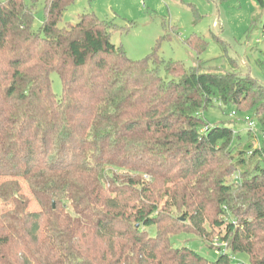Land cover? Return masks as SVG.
<instances>
[{"label":"trees","instance_id":"1","mask_svg":"<svg viewBox=\"0 0 264 264\" xmlns=\"http://www.w3.org/2000/svg\"><path fill=\"white\" fill-rule=\"evenodd\" d=\"M73 2H0V202L10 205L0 213V264H264V168L228 183L233 130L203 119L218 102L264 133V86L164 61L159 44L131 60L93 13L60 27ZM261 32L264 40V20ZM184 43L206 46L196 34ZM213 227L247 263L172 244L180 234L210 242Z\"/></svg>","mask_w":264,"mask_h":264},{"label":"rangeland","instance_id":"2","mask_svg":"<svg viewBox=\"0 0 264 264\" xmlns=\"http://www.w3.org/2000/svg\"><path fill=\"white\" fill-rule=\"evenodd\" d=\"M87 13H93L110 25V41L121 46L131 60H143L159 44L158 56L164 61L180 62L185 68H197L202 73L248 75L264 86V40L261 32L264 0L262 7L258 0H224L221 3L207 0H74L64 11L60 27L76 24L78 15ZM43 16V3L40 1L36 7L34 31L40 29ZM191 34L205 41L206 46L200 52L184 43ZM159 74L164 80L170 78L162 68ZM50 79L53 93L59 96L61 84L56 73H52ZM232 112L235 115L232 116ZM244 112L218 102L203 112V119L209 127L224 126L233 130L231 151L235 173L228 183L240 181L256 164L264 168V153L258 152L264 142V133L260 132L256 121H253L251 130L248 128L243 121L244 116L252 117ZM2 181L0 178V183ZM21 187L22 194L29 200L28 209L37 211V205L23 182ZM9 208L10 205L0 202V213ZM145 230L149 236H154L153 227ZM212 231L213 240L210 242L193 234H180L172 237V244L177 248L190 249L209 262L216 261L220 253L227 251L232 262L247 263L245 254H232L225 243L217 240L224 227H213Z\"/></svg>","mask_w":264,"mask_h":264},{"label":"built area","instance_id":"3","mask_svg":"<svg viewBox=\"0 0 264 264\" xmlns=\"http://www.w3.org/2000/svg\"><path fill=\"white\" fill-rule=\"evenodd\" d=\"M231 115L233 116V115H235V113L232 112ZM243 121L247 124L248 128L251 130V128L254 125V122L248 116H246V115L244 116V120Z\"/></svg>","mask_w":264,"mask_h":264}]
</instances>
